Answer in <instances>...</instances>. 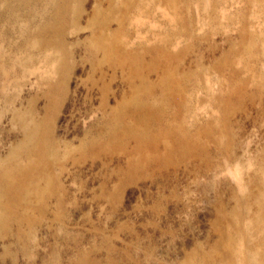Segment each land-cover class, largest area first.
Here are the masks:
<instances>
[{"label":"rangeland","instance_id":"1","mask_svg":"<svg viewBox=\"0 0 264 264\" xmlns=\"http://www.w3.org/2000/svg\"><path fill=\"white\" fill-rule=\"evenodd\" d=\"M255 169L264 0H0V264H219Z\"/></svg>","mask_w":264,"mask_h":264},{"label":"bare ground","instance_id":"2","mask_svg":"<svg viewBox=\"0 0 264 264\" xmlns=\"http://www.w3.org/2000/svg\"><path fill=\"white\" fill-rule=\"evenodd\" d=\"M157 108L162 109L160 104ZM219 185L218 263L260 264L264 260V179L259 169L245 180L240 175L221 178Z\"/></svg>","mask_w":264,"mask_h":264}]
</instances>
